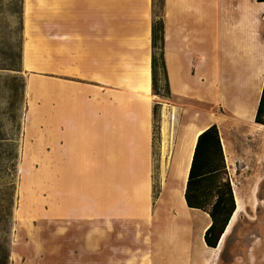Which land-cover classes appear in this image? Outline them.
Segmentation results:
<instances>
[{
    "label": "rangeland",
    "instance_id": "rangeland-1",
    "mask_svg": "<svg viewBox=\"0 0 264 264\" xmlns=\"http://www.w3.org/2000/svg\"><path fill=\"white\" fill-rule=\"evenodd\" d=\"M105 2L110 6L104 19L109 24L112 59H122L128 68L137 70L144 30L150 29L147 52L154 139L149 147L144 109L138 125L135 120L125 128L128 135L139 129L141 136H84L75 141L77 148L61 144V136H55L54 90L62 82L55 69L56 42L61 39L55 35L61 30L63 5L60 0H32L29 9L24 0L23 71L16 73L5 67L19 40L20 3L0 0V219L7 220L12 212L10 264H168L172 258L167 254L163 229L166 221L168 233H177L180 227L173 224L176 217L161 220L157 215L161 182L167 180L161 208L168 214L165 202L175 179L174 165L183 151L182 135L198 119L212 122L215 114L224 115L220 124L225 135H231L224 136L234 145L229 153L231 180L247 206L219 246L216 264H264V127L251 116L264 85V57L257 47L253 59L231 57L221 49L227 41L222 35L217 39L215 28L207 25L202 39L192 46L196 62L206 57L200 63L207 76L202 75L205 82L200 83L199 94L172 92L165 57V3L163 9L162 0ZM257 2L242 0L255 8ZM98 12H94L96 24L103 19ZM260 33L264 41V24ZM27 47L34 53L30 66L25 62ZM214 70L215 80L211 78ZM13 76L25 79L23 101L20 82L12 80ZM234 104L238 110L244 109L238 119L231 116L236 111L230 107ZM111 123L117 133L118 117L112 115ZM15 138L19 139L17 160L9 146ZM66 181L75 182L76 187H65ZM103 182L109 188L103 190ZM93 184L95 189L89 187ZM103 191L120 205V211L102 218L95 206L93 218L86 211L87 199L92 192ZM71 198L75 203L72 210ZM135 201L146 208L147 222L134 215ZM193 215L192 221L180 223L194 222L198 214ZM201 228H192L190 245V260L197 264H203L202 259L194 261V252L202 247ZM171 251L177 264L181 246L175 245Z\"/></svg>",
    "mask_w": 264,
    "mask_h": 264
},
{
    "label": "crops",
    "instance_id": "crops-1",
    "mask_svg": "<svg viewBox=\"0 0 264 264\" xmlns=\"http://www.w3.org/2000/svg\"><path fill=\"white\" fill-rule=\"evenodd\" d=\"M105 1L60 0L64 11L61 12L60 33L56 32L55 35L56 38L61 39L56 42L55 69L56 77L62 82L57 83L54 90L55 136H61V144L65 142L66 147L75 146V148L78 144H75V141L77 142L78 139L82 141L84 136H141L142 133L139 129H135L133 133L128 135L125 128L127 123L134 124L135 120L138 125L144 109V116L147 118L144 136H147L149 147L154 139L152 131L154 111H152V103L149 104L142 97V94H146V92L139 90V85L143 56L146 54L150 57L147 52L150 29L147 26L144 30L141 42V64L137 70L132 67L128 68V64L122 59H112L109 24L106 25L104 19V13L109 12L110 6L109 2L107 5ZM253 1L257 2L256 0ZM257 5V8L245 6L242 0H165V57L168 81L172 92L198 93L197 89L200 83L205 82L202 75L207 76V71L202 70L200 63L205 62L206 57L199 55L202 57L199 58V63L196 62L195 57H193L192 46L202 39L207 25L215 28L216 37L219 36L217 39H220L222 35V38L227 41L221 46V49L231 57L234 55L236 58L248 59L251 57L253 59L256 47L259 54L262 55L261 57H264V41L260 40V31L264 24V9L261 7L264 2H257ZM96 9L99 14L103 15L102 21L98 20L97 24L94 15ZM100 27L101 33L99 32ZM112 61L117 64L114 65ZM215 70L211 76L213 80L216 77ZM63 81L72 83L64 84ZM148 89L149 93H152L151 82L148 83ZM128 94H132L134 98ZM236 106H230L237 111H231V116L238 119L239 114H242L244 109L238 110ZM257 107L253 109L251 115L253 120L257 113ZM130 110L134 112L131 113ZM112 115L118 117L119 120L117 133L116 130L112 129ZM222 116L224 115L215 114L214 120L207 123L198 119L188 127L197 130L200 135L211 125L217 124L222 136L231 177L232 168L229 163V153L232 154L234 145L229 137H224L231 135H225L223 131L220 124L223 119ZM81 145L79 144V146ZM166 181L161 182V192L157 198L160 203L157 215L161 220L163 218L166 220L169 216L171 218L177 217L176 211L170 210L166 214L161 208ZM74 183L66 181L65 187L68 188L71 185V188H74L76 187ZM63 187L62 184V189ZM89 187L95 189L94 184ZM106 187L109 188V184L103 182V190ZM71 201L70 209L72 210L75 203L72 198ZM86 204V211L89 214L92 212L93 218L96 214L95 206L98 215L102 218H106L112 212L119 213L120 211V205L111 202L110 195L106 191H103L102 194L96 192V195L92 192ZM63 206L62 210L67 212L68 207ZM143 207L144 205L135 201L132 210L135 216L140 215L147 222L148 220L145 219L147 218L145 215L147 210ZM192 212L198 214L197 220L185 225L178 223L179 231L181 234L186 231V235H169L167 221L165 223L164 241L167 243V254L172 258L167 262L168 264H175L172 256L174 254L171 251L175 245L181 246L179 252L181 261L179 260L177 264H197V262L192 263L190 260L192 254L190 245L193 240L192 228L195 226L201 228L206 222L207 216L202 217L200 214L202 211L197 209H193ZM102 223L108 224L106 219H103ZM204 242L202 241L201 249L194 252V261L197 260L200 263L202 259L201 263L203 264H216L220 244L218 248H211L206 246ZM206 256H209L210 259Z\"/></svg>",
    "mask_w": 264,
    "mask_h": 264
},
{
    "label": "trees",
    "instance_id": "trees-1",
    "mask_svg": "<svg viewBox=\"0 0 264 264\" xmlns=\"http://www.w3.org/2000/svg\"><path fill=\"white\" fill-rule=\"evenodd\" d=\"M264 2V0H257ZM19 40L11 52L10 63L5 69L16 73L23 71L24 44V0H19ZM165 1L162 0L163 9ZM12 80L19 81L24 100L26 82L22 76H13ZM17 89V94H20ZM21 92V93H22ZM155 108V117H156ZM255 122L264 126V85L257 107ZM19 139L15 138L9 146L12 147L13 160L18 159ZM14 165V164H13ZM15 166V165H14ZM185 200L188 207L210 215L212 220L204 236L208 247L218 248L229 222L237 208L234 186L229 174L222 136L217 124L203 131L196 144L188 182L185 190ZM12 212L7 220L0 219V264H10V234L12 231Z\"/></svg>",
    "mask_w": 264,
    "mask_h": 264
},
{
    "label": "bare ground",
    "instance_id": "bare-ground-1",
    "mask_svg": "<svg viewBox=\"0 0 264 264\" xmlns=\"http://www.w3.org/2000/svg\"><path fill=\"white\" fill-rule=\"evenodd\" d=\"M26 5L28 8L32 9L33 8V3L32 0H26ZM264 6V5H263ZM29 27H30V22ZM34 59V53L31 51L29 47L25 50V62L27 65H31L30 62L33 61ZM151 73H150V57L148 55H144L142 59V66H141V78H140V85H139V90H143L146 92V94H142L145 96V99L149 104L152 103V98H151V92L149 93L148 89V83L151 82ZM149 111V110H148ZM260 125V124H258ZM264 127L263 125H260ZM198 131L192 128L187 127L182 135V140H183V151L180 154L179 160L176 161L174 165V175L175 179L172 185L171 192L169 194V199L166 200L165 205L167 210L171 211H176L177 212V217L173 221V224H178L182 222L183 220L186 221H192V219H195L193 213L191 210L192 208L188 207L186 200H185V190H186V185L188 182L189 178V173L191 169V164L196 148V144L198 141ZM166 187L168 189V183L166 184ZM235 197H236V202H237V209L236 212L234 213L232 220L230 221L227 230L225 234L222 237V240L220 241V245L224 241V239L232 232L233 227L235 226L236 222L239 219V216L246 211V204L243 198L235 191ZM208 221L204 223L203 231H202V240L204 242V233L206 232V227H208L212 220L210 218V215L207 214ZM169 235H182L181 232L178 230V232H169ZM186 233V231L182 232ZM205 243V242H204ZM207 246V244L205 243Z\"/></svg>",
    "mask_w": 264,
    "mask_h": 264
},
{
    "label": "water",
    "instance_id": "water-1",
    "mask_svg": "<svg viewBox=\"0 0 264 264\" xmlns=\"http://www.w3.org/2000/svg\"><path fill=\"white\" fill-rule=\"evenodd\" d=\"M234 192H235V190H234ZM235 199H236V197H235ZM236 209H237V208H236ZM235 212H236V210H235ZM235 212H234V213H235ZM233 215H234V214H233ZM232 217H233V216H232ZM231 219H232V218H231ZM229 223H230V222H229ZM209 226H210V225H209ZM209 226H208V227H209ZM219 244H220V243H219Z\"/></svg>",
    "mask_w": 264,
    "mask_h": 264
}]
</instances>
